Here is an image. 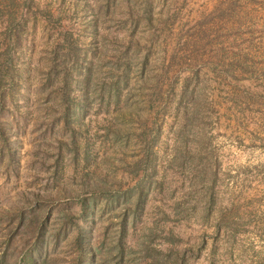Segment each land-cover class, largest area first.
<instances>
[{
	"label": "rangeland",
	"instance_id": "obj_1",
	"mask_svg": "<svg viewBox=\"0 0 264 264\" xmlns=\"http://www.w3.org/2000/svg\"><path fill=\"white\" fill-rule=\"evenodd\" d=\"M0 264H264V0H0Z\"/></svg>",
	"mask_w": 264,
	"mask_h": 264
},
{
	"label": "trees",
	"instance_id": "obj_2",
	"mask_svg": "<svg viewBox=\"0 0 264 264\" xmlns=\"http://www.w3.org/2000/svg\"><path fill=\"white\" fill-rule=\"evenodd\" d=\"M80 250H82V249H80Z\"/></svg>",
	"mask_w": 264,
	"mask_h": 264
}]
</instances>
